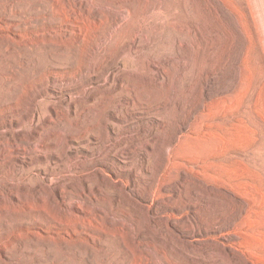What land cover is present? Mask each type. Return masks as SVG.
Here are the masks:
<instances>
[{
  "label": "rangeland",
  "instance_id": "rangeland-1",
  "mask_svg": "<svg viewBox=\"0 0 264 264\" xmlns=\"http://www.w3.org/2000/svg\"><path fill=\"white\" fill-rule=\"evenodd\" d=\"M184 2L209 48L176 0H0V264H264V0ZM205 90L245 188L186 165Z\"/></svg>",
  "mask_w": 264,
  "mask_h": 264
},
{
  "label": "bare ground",
  "instance_id": "bare-ground-1",
  "mask_svg": "<svg viewBox=\"0 0 264 264\" xmlns=\"http://www.w3.org/2000/svg\"><path fill=\"white\" fill-rule=\"evenodd\" d=\"M209 1H215L221 3L222 0H209ZM230 1V0H229ZM186 2V1H185ZM184 0H176L175 3V13H174V19H173V27L178 31L179 34L185 33L186 36L188 35L190 37V40L194 41L197 46L201 48V46H207L209 48V41L208 37L205 34L203 28L199 26L197 22H193V26L189 25H182V21L180 16V7L181 3L184 5ZM207 2V0H206ZM226 5V2H223ZM210 6L211 3H210ZM187 8V2L184 8ZM182 8V7H181ZM185 8V9H186ZM160 9V8H159ZM158 9V10H159ZM157 10V11H158ZM161 10V9H160ZM190 11V10H188ZM159 12V11H158ZM195 13V12H194ZM159 14H162L161 12ZM184 14V13H183ZM193 14V13H192ZM199 14V13H197ZM158 15V14H157ZM193 16V15H192ZM198 17V16H197ZM160 18V17H159ZM190 18V17H188ZM201 18V17H200ZM161 20V19H160ZM159 20V22H160ZM201 20V19H200ZM205 20V19H204ZM187 23V21H184ZM190 24V23H189ZM201 24V23H200ZM208 30V29H206ZM181 41H178V44H180ZM194 43V44H195ZM199 48V52L200 51ZM185 49V48H184ZM196 49V48H195ZM203 49V48H201ZM205 51V50H203ZM192 52V51H191ZM198 52V50H197ZM205 53V52H204ZM207 87V86H206ZM205 89V88H203ZM209 89V88H208ZM205 94L207 95L209 92L205 90ZM205 97V98H204ZM204 104H203V112L202 117L205 119L204 123V132L200 136L203 143V148L201 149V159L198 162V154L196 152L191 153L192 158L190 160V164L186 163L188 167L192 166V169L198 173H201L204 177L205 184L209 191L212 189L213 186L217 185L218 187H232V181H238L235 186L238 188V186H247L249 185V173L251 170V167L247 165V161L242 157L244 154L243 150H240L239 147L242 144H245L246 141H248L250 136H247V134L242 133H227L228 130V123L227 119L230 118L231 114L233 113V108L226 107L225 105H222L223 98V92L219 94H216V96H213L208 94L207 96H204ZM215 98V99H213ZM221 103L222 106H218V104ZM233 115V114H232ZM223 130H226L225 133H222ZM199 137V135H198ZM196 139V138H195ZM251 139V138H250ZM200 140V139H199ZM197 141V139H196ZM198 142V141H197ZM196 143V142H195ZM248 144V143H247ZM240 145V146H239ZM201 147V146H200ZM199 147V148H200ZM194 148V147H193ZM197 148V147H196ZM192 150V149H191ZM195 150V149H194ZM247 150V149H246ZM196 151V150H195ZM242 151V152H241ZM256 151V150H255ZM249 154V153H248ZM252 155V154H251ZM250 156V155H249ZM247 158V157H246ZM253 158V157H252ZM255 160V159H254ZM169 161V160H168ZM233 162H240L241 165L238 169L231 168L230 164L233 165ZM253 164V163H252ZM182 165V164H180ZM237 167V166H236ZM189 170V171H192ZM193 171V172H194ZM196 172V173H197ZM241 172V173H239ZM197 173V174H198ZM253 173V172H252ZM251 173V174H252ZM200 175V174H199ZM252 176V175H251ZM237 178V179H236ZM251 178V177H250ZM234 186V187H235ZM242 187V188H243ZM233 188V187H232ZM245 188V187H244ZM258 188V187H257ZM227 189V188H226ZM231 189V188H229ZM235 190V189H233ZM232 190V191H233ZM237 191V189H236ZM212 192V191H211ZM240 209V208H239ZM242 216V215H241ZM243 222V221H242ZM235 223V222H234ZM240 223V222H239ZM246 224V223H245ZM264 226V225H263ZM221 227V226H220ZM219 227V229H220ZM238 227V226H237ZM247 227V226H246ZM209 228V227H208ZM214 228V227H213ZM216 228V227H215ZM222 228V227H221ZM212 229V228H211ZM264 229V228H263ZM207 230V229H206ZM218 230V229H217ZM231 230V229H230ZM255 230V229H254ZM256 231V230H255ZM259 231V230H258ZM227 232V231H226ZM234 232V231H233ZM232 233V232H231ZM235 233V232H234ZM238 233V232H237ZM260 233V231H259ZM262 233V232H261ZM260 233V234H261ZM264 233V232H263ZM262 233V234H263ZM233 234V233H232ZM236 234V233H235ZM246 234V233H245ZM224 236V235H223ZM247 236V235H246ZM263 236V235H262ZM216 237V236H215ZM222 237V236H221ZM226 237V235H225ZM224 237V238H225ZM244 237V236H243ZM243 237H237L235 239L234 244L244 246L245 243H243V240L240 241V239ZM249 237V235H248ZM251 237V236H250ZM254 237V236H253ZM258 237V236H257ZM256 237V238H257ZM212 238V237H211ZM218 238V237H217ZM223 238V237H222ZM236 238V237H235ZM249 239V238H248ZM261 239V238H259ZM264 238H262L263 241ZM250 241V239L248 240ZM254 241V240H253ZM252 241V242H253ZM257 241V240H256ZM232 242V241H231ZM232 242V243H233ZM261 242V241H257ZM247 244V243H246ZM254 244V243H253ZM252 244V245H253ZM230 245V244H229ZM260 245V244H259ZM262 245V244H261ZM231 246V245H230ZM248 246V245H246ZM245 247V246H244ZM257 247V246H256ZM260 247V246H259ZM262 247V246H261ZM260 247V248H261ZM249 248V247H248ZM255 249V248H254ZM264 249V248H263ZM262 250V249H261ZM251 252V251H250ZM249 252V253H250ZM255 252V251H253ZM252 253V252H251ZM256 254V253H255ZM264 254V253H263ZM262 255V254H261ZM254 256V255H253ZM260 257V255H259ZM264 258V257H263ZM259 259V258H258ZM246 260V259H244ZM243 260V261H244ZM263 260V259H262ZM249 261V260H248ZM258 261V260H257ZM256 261V262H257ZM260 261V260H259ZM242 262V261H241ZM240 262V264H241ZM262 262V261H261ZM252 264L253 262H249ZM245 264V263H244ZM248 264V263H247ZM255 264V263H253Z\"/></svg>",
  "mask_w": 264,
  "mask_h": 264
}]
</instances>
